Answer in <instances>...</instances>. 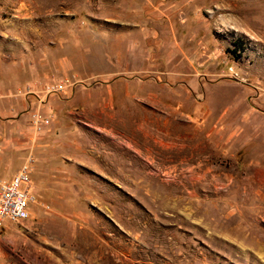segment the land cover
Segmentation results:
<instances>
[{"label":"rangeland","instance_id":"1","mask_svg":"<svg viewBox=\"0 0 264 264\" xmlns=\"http://www.w3.org/2000/svg\"><path fill=\"white\" fill-rule=\"evenodd\" d=\"M25 161L0 264H264V0H0Z\"/></svg>","mask_w":264,"mask_h":264},{"label":"built area","instance_id":"2","mask_svg":"<svg viewBox=\"0 0 264 264\" xmlns=\"http://www.w3.org/2000/svg\"><path fill=\"white\" fill-rule=\"evenodd\" d=\"M60 86L54 90H60ZM28 162V161H27ZM26 161L8 180L0 181V222H18L26 219L30 204L34 203L29 167Z\"/></svg>","mask_w":264,"mask_h":264},{"label":"crops","instance_id":"3","mask_svg":"<svg viewBox=\"0 0 264 264\" xmlns=\"http://www.w3.org/2000/svg\"><path fill=\"white\" fill-rule=\"evenodd\" d=\"M20 167V166H19ZM18 167V168H19ZM18 168L14 171V173H12L11 174V176L10 177H12V175H14L15 173H16V171L18 170ZM5 169H6V166L5 167H3L1 170H0V172H2V171H5ZM30 171V170H29ZM30 173V172H29ZM1 178H3L4 176H0ZM10 177H8L7 179H3V180H8ZM0 181H2V180H0Z\"/></svg>","mask_w":264,"mask_h":264}]
</instances>
